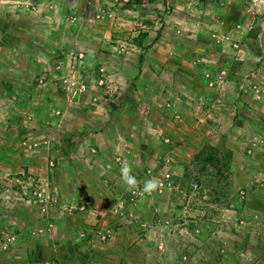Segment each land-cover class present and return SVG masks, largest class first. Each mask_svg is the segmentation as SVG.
Returning <instances> with one entry per match:
<instances>
[{
  "label": "rangeland",
  "instance_id": "rangeland-1",
  "mask_svg": "<svg viewBox=\"0 0 264 264\" xmlns=\"http://www.w3.org/2000/svg\"><path fill=\"white\" fill-rule=\"evenodd\" d=\"M116 21L122 28L116 37L97 38ZM167 24L176 50H210L207 56L180 50L172 54L176 63L194 65L203 57L221 66L219 82L227 73L236 78L212 87L216 98L224 99L219 103L236 111L223 119L228 127L210 128L202 146L233 153L230 166L219 167L223 175L212 166L202 171L191 165L202 148L183 161L188 154L179 150L178 140L165 143L171 145L165 153L156 150L165 164L152 158L129 164L121 147L115 150L120 160L103 166L97 147L81 149L75 133L61 128L68 132L58 136L48 128L65 106L82 112L85 120L90 106L114 100L115 91L102 90L110 82L109 69L97 65L126 58V72L136 78L149 50L167 42ZM99 40L115 45L106 56ZM41 70L47 79L62 82L45 103ZM260 108L264 0H0V144L4 141L17 158L0 159V220L6 222L0 229V264H264ZM129 112L120 119L131 120ZM93 115L87 120L96 122ZM144 134L134 140L141 142ZM32 154L43 162L38 175L21 164L20 157ZM125 163L139 181L136 192L121 180ZM149 179L160 187L151 196L141 195Z\"/></svg>",
  "mask_w": 264,
  "mask_h": 264
},
{
  "label": "crops",
  "instance_id": "crops-1",
  "mask_svg": "<svg viewBox=\"0 0 264 264\" xmlns=\"http://www.w3.org/2000/svg\"><path fill=\"white\" fill-rule=\"evenodd\" d=\"M34 17L36 18L37 16ZM131 23L128 22V25H131ZM105 27L101 35H97V38L116 37V32L122 29L118 27L117 21L114 24L109 23ZM171 28V24L166 25L164 33L168 38L164 37V39L167 42H163L162 46H153L149 50V58L147 56L148 60L143 65L142 74L140 75L138 68L136 78L128 76L126 58L121 59L117 64L101 61L97 65L104 67V69H109L110 82H105L102 90L108 91L110 89L115 91L117 97L114 100L120 103H109L114 100H100V97H98L100 102L96 103L95 107L93 105L90 106L89 109V112L94 114L92 118L96 122L92 121L93 119L91 120L92 122L87 120V118L91 117L90 113L83 111L85 114H90L89 116L86 115L87 118L82 116L85 119L83 120V118H80L82 112H77L70 106H65L58 111L60 114L54 118L52 125L48 126V128H55L54 132L58 133V136L68 132V130L75 133L78 136V146L81 149H87L89 146L94 149L97 147L99 153L102 154V161L100 162H103V166H107L115 158L120 160L115 150L121 147L123 149L122 153H124V157H126L129 164L133 162L140 164L148 159L150 161V158L159 164H165L166 157L164 155L160 156L156 150L161 149L164 153L169 151L171 145L165 143H174V140H178L181 143L179 150L183 148L186 150L188 155H184L183 161L188 162L209 140L210 128H226L229 126L223 119L227 118L229 114L235 115L236 108L234 107L232 113V109L229 108L231 106L220 104L221 98H216V95L213 94L215 88L213 90L212 87L216 83L230 84L236 78L227 73L223 81L219 82L221 66L203 60V57L198 58L200 60L194 65L184 60L176 63L172 54L180 52V50L185 53L190 51L188 53L202 55H206V52H210V50L205 46H188L186 48L180 46L179 50H176L169 38ZM65 33L70 34L71 32L67 30ZM89 36L91 37V34ZM99 41L102 43L101 52L104 55L115 46L107 41ZM152 54L156 57V60L152 58ZM101 64L104 66H101ZM136 64V66L139 65L138 62ZM112 65H115L113 70H111ZM135 65L132 66L133 69L136 68ZM225 70L229 71L230 69L228 70V67H226ZM54 71L52 69L50 71L51 74ZM145 73H147L146 77L143 76ZM46 76V70H41L40 81L44 90L41 91L40 99L44 103L52 99L54 95V93L50 92L52 87L53 91H56V88L58 89L62 85V82L55 83L52 77L47 79ZM56 79H58L57 76ZM216 90L218 91V87ZM219 96L225 97V94L221 92ZM88 99L91 103L92 98ZM125 99H129L131 105L128 102L126 103ZM142 108H144L142 111L145 113L143 114L144 118L140 112ZM127 109H130L129 113L132 119L125 122L120 118L125 116ZM260 109L262 114H264V109ZM61 128H67L68 130H60ZM74 128L80 129L75 130ZM140 133H146L144 134L146 136H142L141 142H136L134 140L135 134ZM147 133L150 136H147ZM145 141L146 143H144ZM139 143L142 144L139 145ZM1 144L0 159L3 158L4 161L16 160L17 158H12V154L7 152L5 142L1 141ZM138 146L142 148L140 152L135 151ZM187 150H190V154ZM137 152H139L138 155ZM20 159L22 166L25 162L24 167L29 166L30 173L39 174L38 165L43 164V162L39 163L41 161L40 157L32 154L20 157ZM23 171L25 169H22L21 173ZM106 180L112 181L110 178ZM115 194L117 193L115 192ZM108 195L107 193L104 198ZM106 206L108 207V204L104 203V207ZM5 225L6 222L0 220V229Z\"/></svg>",
  "mask_w": 264,
  "mask_h": 264
},
{
  "label": "trees",
  "instance_id": "trees-1",
  "mask_svg": "<svg viewBox=\"0 0 264 264\" xmlns=\"http://www.w3.org/2000/svg\"><path fill=\"white\" fill-rule=\"evenodd\" d=\"M232 159V152L222 155L221 152L214 146L206 145L194 156L191 165L200 166L202 171L207 170L208 166H212L217 169L218 175H223V172L220 168L229 167Z\"/></svg>",
  "mask_w": 264,
  "mask_h": 264
},
{
  "label": "clouds",
  "instance_id": "clouds-1",
  "mask_svg": "<svg viewBox=\"0 0 264 264\" xmlns=\"http://www.w3.org/2000/svg\"><path fill=\"white\" fill-rule=\"evenodd\" d=\"M121 180L126 186V190L130 192H136L139 187V181L136 176L132 173V168L130 165L125 163L121 168ZM160 187V184L156 179L146 180L143 184L141 195L151 196L155 193Z\"/></svg>",
  "mask_w": 264,
  "mask_h": 264
},
{
  "label": "built area",
  "instance_id": "built-area-1",
  "mask_svg": "<svg viewBox=\"0 0 264 264\" xmlns=\"http://www.w3.org/2000/svg\"><path fill=\"white\" fill-rule=\"evenodd\" d=\"M86 90H87L86 86H82V91H86Z\"/></svg>",
  "mask_w": 264,
  "mask_h": 264
}]
</instances>
